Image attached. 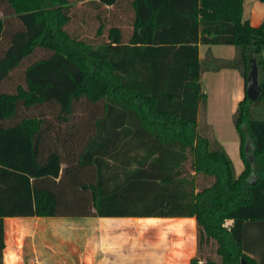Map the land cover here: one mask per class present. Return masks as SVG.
<instances>
[{
    "label": "trees",
    "instance_id": "obj_1",
    "mask_svg": "<svg viewBox=\"0 0 264 264\" xmlns=\"http://www.w3.org/2000/svg\"><path fill=\"white\" fill-rule=\"evenodd\" d=\"M244 1L129 0L127 40L113 27L91 45L66 31L68 0H0V264L4 219L36 217L194 218L189 264H264V120L251 111L264 24L243 18ZM199 45L235 56L200 61ZM252 60L260 95L233 114L236 176L198 126L200 77L237 70L246 93Z\"/></svg>",
    "mask_w": 264,
    "mask_h": 264
},
{
    "label": "crops",
    "instance_id": "obj_2",
    "mask_svg": "<svg viewBox=\"0 0 264 264\" xmlns=\"http://www.w3.org/2000/svg\"><path fill=\"white\" fill-rule=\"evenodd\" d=\"M243 18L253 27L264 24V2L245 0ZM207 53L218 60H232L235 48L230 45H199L200 61L205 59ZM200 86L206 100L204 121L211 130L210 139L216 138L215 141L231 159L236 176H239L244 169L239 143L233 144L229 150L217 138V125L211 117V106L230 104L235 113L246 94L241 74L233 69L203 72ZM20 237L31 240L26 241L25 245L32 244L34 253L29 258L15 254L12 264H189L197 250L194 218H6L3 264L8 242L14 251L24 249L23 243L17 242ZM53 245L56 250L72 251L73 257L58 254L59 258L55 259V254L52 258L42 254Z\"/></svg>",
    "mask_w": 264,
    "mask_h": 264
},
{
    "label": "rangeland",
    "instance_id": "obj_3",
    "mask_svg": "<svg viewBox=\"0 0 264 264\" xmlns=\"http://www.w3.org/2000/svg\"><path fill=\"white\" fill-rule=\"evenodd\" d=\"M68 2L70 5V22L66 26V31L70 36L91 45L108 42L109 30L113 27H116L121 31L124 41L130 36L132 31V13L129 6V0H120V5L114 9L103 6L101 7L98 1L93 2L92 0H68ZM98 16H100V19H97ZM99 29H101L100 34H98ZM17 77L19 76L17 75L14 78V86L18 84ZM12 87L10 86L8 91H13ZM251 111L254 119L264 120V98L261 99L257 105H254ZM27 114H30V112ZM233 114L234 111H232L230 104H213L211 106V117L217 125V132L215 134L218 139H221V141L227 145L229 150L232 149L231 146H233V144L238 145L239 143L238 135L233 125ZM200 129H208L205 126L204 112L202 110H200ZM207 131H209L208 133L210 135L211 130ZM52 225L55 226V224ZM26 241L28 242L31 240L21 237L18 238L17 242L23 243L24 246V249L21 251H14V247L12 248L10 243H7L4 264H12L15 254H17L18 257L22 256L23 258H29L34 253L32 250V244L28 243L25 245ZM55 248L54 245L50 246V249L48 251H42V254H47L51 256V258L53 257L52 255L55 254L53 257L55 259L59 258L57 257L58 254L66 255L67 258L73 257L71 253L72 251L65 252L56 250ZM69 260L70 259H68V261Z\"/></svg>",
    "mask_w": 264,
    "mask_h": 264
},
{
    "label": "water",
    "instance_id": "obj_4",
    "mask_svg": "<svg viewBox=\"0 0 264 264\" xmlns=\"http://www.w3.org/2000/svg\"><path fill=\"white\" fill-rule=\"evenodd\" d=\"M260 95V87L258 84V70L255 61H251V71L246 81V97L255 102ZM249 150V146H246L245 151Z\"/></svg>",
    "mask_w": 264,
    "mask_h": 264
}]
</instances>
